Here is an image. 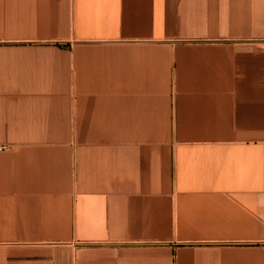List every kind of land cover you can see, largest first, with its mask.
Listing matches in <instances>:
<instances>
[{"label":"crops","instance_id":"1","mask_svg":"<svg viewBox=\"0 0 264 264\" xmlns=\"http://www.w3.org/2000/svg\"><path fill=\"white\" fill-rule=\"evenodd\" d=\"M0 264H264V0H0Z\"/></svg>","mask_w":264,"mask_h":264},{"label":"built area","instance_id":"2","mask_svg":"<svg viewBox=\"0 0 264 264\" xmlns=\"http://www.w3.org/2000/svg\"><path fill=\"white\" fill-rule=\"evenodd\" d=\"M0 150H3V148L0 147Z\"/></svg>","mask_w":264,"mask_h":264}]
</instances>
